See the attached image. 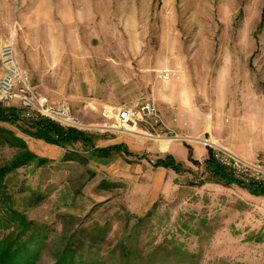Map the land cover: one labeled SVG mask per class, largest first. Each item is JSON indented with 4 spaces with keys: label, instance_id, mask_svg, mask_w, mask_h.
<instances>
[{
    "label": "rangeland",
    "instance_id": "374dc122",
    "mask_svg": "<svg viewBox=\"0 0 264 264\" xmlns=\"http://www.w3.org/2000/svg\"><path fill=\"white\" fill-rule=\"evenodd\" d=\"M6 41L37 92L91 125L61 146L32 135L18 107L0 118V167L36 156L0 178V216L15 209L43 230L37 264L67 238L99 264H264V191L218 178L197 139L222 145L227 108L264 104V0H0ZM145 98L162 128L104 127ZM118 142L127 151L95 153ZM165 155L181 170L154 163Z\"/></svg>",
    "mask_w": 264,
    "mask_h": 264
},
{
    "label": "built area",
    "instance_id": "2783aa9c",
    "mask_svg": "<svg viewBox=\"0 0 264 264\" xmlns=\"http://www.w3.org/2000/svg\"><path fill=\"white\" fill-rule=\"evenodd\" d=\"M171 73L170 69H161L158 77L167 79ZM13 100L20 104L13 105ZM9 107L21 108L27 116L47 118L66 127L91 129V125L84 124L72 111L67 99L55 101L34 89L29 73L17 63L13 43L6 41L0 42V110ZM114 110V122L109 127L112 129L132 131L130 128L136 129L140 123L151 127L164 126L160 110L151 98L141 99L133 104H122ZM197 139L211 150L213 160L237 182L243 185H264V157L256 154L254 160H245L210 136Z\"/></svg>",
    "mask_w": 264,
    "mask_h": 264
},
{
    "label": "trees",
    "instance_id": "16d2710c",
    "mask_svg": "<svg viewBox=\"0 0 264 264\" xmlns=\"http://www.w3.org/2000/svg\"><path fill=\"white\" fill-rule=\"evenodd\" d=\"M14 108L15 107L1 109L0 118H10L9 114L14 113ZM24 115L33 120L32 124L34 125L35 130L34 132H31L32 135L42 138L49 143H56L63 146L67 143L77 141L78 139H86V135L83 132H80L79 129L70 127L69 129H63L49 119L27 116L25 112ZM122 149L127 151V149L124 148V144L118 142L106 147L98 148L95 153L97 155L105 156L112 151L120 152ZM27 157L31 158L36 156L32 152L26 151L24 154L12 159L8 164L0 167V178L6 172L27 161ZM39 160L44 161L43 158H40ZM205 162L206 167H209L218 178L225 182L236 181L213 160L210 149ZM154 163L171 166L175 170H181V166L169 155L157 158ZM1 180L2 179H0V185ZM246 187L252 191H264V185L261 184H250L246 185ZM1 213L0 228L4 225L3 222H7L11 229L6 235L0 238V264H37L46 244V235L43 234V230L34 227L33 222L27 220L24 214L18 210L7 209L3 210ZM80 247L81 246H74L71 238H67L64 246L60 250L52 253L54 260L51 264H99L97 259H89V257H85L84 251L80 250Z\"/></svg>",
    "mask_w": 264,
    "mask_h": 264
},
{
    "label": "crops",
    "instance_id": "0c3cea01",
    "mask_svg": "<svg viewBox=\"0 0 264 264\" xmlns=\"http://www.w3.org/2000/svg\"><path fill=\"white\" fill-rule=\"evenodd\" d=\"M235 106L232 104L226 109V113L229 110V115L231 114L233 124L232 128L225 125L229 135L221 138L222 145L244 158L256 153L264 156V104L260 105L256 101ZM208 126H211L210 123Z\"/></svg>",
    "mask_w": 264,
    "mask_h": 264
},
{
    "label": "bare ground",
    "instance_id": "6f19581e",
    "mask_svg": "<svg viewBox=\"0 0 264 264\" xmlns=\"http://www.w3.org/2000/svg\"><path fill=\"white\" fill-rule=\"evenodd\" d=\"M104 127H111V125H109V124L108 125H104ZM109 129H111V128H109Z\"/></svg>",
    "mask_w": 264,
    "mask_h": 264
}]
</instances>
